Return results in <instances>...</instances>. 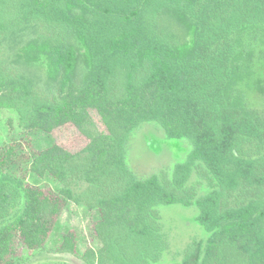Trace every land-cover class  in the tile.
Instances as JSON below:
<instances>
[{"label": "trees", "instance_id": "obj_1", "mask_svg": "<svg viewBox=\"0 0 264 264\" xmlns=\"http://www.w3.org/2000/svg\"><path fill=\"white\" fill-rule=\"evenodd\" d=\"M0 109L55 138L29 170L59 184L27 183L7 171L18 144L0 149V264L44 248L69 203L100 215L85 264H167L168 204L209 232L176 264H264V0H0ZM145 122L188 139L186 160L138 176Z\"/></svg>", "mask_w": 264, "mask_h": 264}, {"label": "rangeland", "instance_id": "obj_2", "mask_svg": "<svg viewBox=\"0 0 264 264\" xmlns=\"http://www.w3.org/2000/svg\"><path fill=\"white\" fill-rule=\"evenodd\" d=\"M86 141L82 137L74 142L64 139L61 142L73 150H79ZM53 142L55 138L44 131L22 129L16 111L0 109V149L11 143L19 146L18 156L9 163L7 171L19 174L27 183L56 191L59 184L51 175L40 177L29 170L31 158ZM191 148L188 139L168 137L157 123L145 122L132 133L127 160L138 176L146 177L186 160ZM159 211L170 242L169 252L164 256L165 263H180L190 243L209 238V232L197 220L199 210L196 206L168 204L161 205ZM99 218L97 210L69 203L63 208L44 248L31 252L19 243L17 264H85L82 254L90 247L98 249L101 246L93 230ZM70 231L75 233L77 252L60 251L58 245L62 236Z\"/></svg>", "mask_w": 264, "mask_h": 264}]
</instances>
